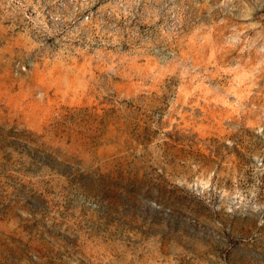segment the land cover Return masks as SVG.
Returning a JSON list of instances; mask_svg holds the SVG:
<instances>
[{
	"label": "rangeland",
	"instance_id": "374dc122",
	"mask_svg": "<svg viewBox=\"0 0 264 264\" xmlns=\"http://www.w3.org/2000/svg\"><path fill=\"white\" fill-rule=\"evenodd\" d=\"M0 264H264V0H0Z\"/></svg>",
	"mask_w": 264,
	"mask_h": 264
}]
</instances>
